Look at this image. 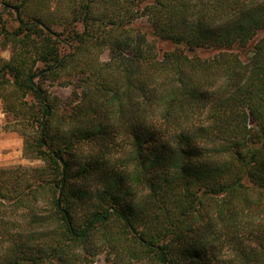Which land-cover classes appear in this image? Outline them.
Wrapping results in <instances>:
<instances>
[{"label":"trees","instance_id":"obj_1","mask_svg":"<svg viewBox=\"0 0 264 264\" xmlns=\"http://www.w3.org/2000/svg\"><path fill=\"white\" fill-rule=\"evenodd\" d=\"M51 2L0 3L18 22L0 11V98L43 162L0 167V264H83L84 247L107 264H264V0H100L99 15L67 0L59 21ZM52 82L76 85L65 109Z\"/></svg>","mask_w":264,"mask_h":264},{"label":"rangeland","instance_id":"obj_2","mask_svg":"<svg viewBox=\"0 0 264 264\" xmlns=\"http://www.w3.org/2000/svg\"><path fill=\"white\" fill-rule=\"evenodd\" d=\"M6 1V0H0V3ZM13 4H16V0H10ZM96 2V3H95ZM95 10L97 14L101 12L103 6L100 3V0H94L93 2ZM47 7V5H44ZM67 0H52L50 3V9L49 13L54 16V20L59 21V19H63L65 16V13L67 12ZM98 9H97V8ZM45 12V15H48L47 8H41ZM34 6H25L22 8L20 16L23 18V20L28 21L29 15H31L34 11ZM0 11L1 13V20H3L4 23L8 27L15 26L17 22L16 18V12L10 7L2 8V4H0ZM139 23L142 24V26L146 27V21L145 18L139 19ZM60 28V27H59ZM57 29V27H56ZM144 30L146 28H143ZM149 39L151 37L147 35ZM159 52L160 54L163 51H166L170 48H172V44L167 41H161L158 43ZM237 48H240L239 45H235V47L232 48V50H237ZM68 48L64 47V52H67ZM218 49L216 48H206V49H197L195 50V53L198 54L200 57L204 58H212L214 54ZM93 53L97 54V59L99 61H105L108 59L110 51L109 49H103L102 51H93ZM247 53H242L241 56H246ZM0 57L2 59H9L10 57V50L9 48H1L0 47ZM49 82V81H47ZM46 82V85H47ZM76 85H73L71 83L68 84H59L57 82H52L48 85V90L51 95H54L58 98L59 102L57 103L58 106L62 109H65L68 102L73 99V90H75ZM24 116L17 114V111L9 110L6 108L5 104H3V100L0 98V167H12L16 165H22V166H39L42 165L43 162L35 157H28L23 154V136L20 133V129L22 125L29 123L27 120L21 121ZM26 131H31L30 128H27ZM97 149V146H92L87 143H84L81 145L79 151L82 154L83 162L86 158V155L93 154ZM32 156V155H31ZM88 202L83 201L82 206L78 210V213L81 214L84 218L85 214L88 212ZM40 207L42 208L41 213H43L44 209H47V204L42 201L40 204ZM88 247L83 248V264H107V256H105L102 252H90ZM88 250V253H87Z\"/></svg>","mask_w":264,"mask_h":264}]
</instances>
